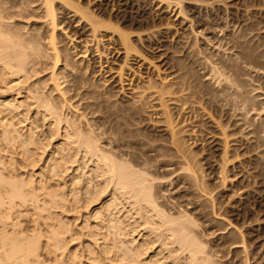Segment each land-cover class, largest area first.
I'll list each match as a JSON object with an SVG mask.
<instances>
[{"label":"rangeland","instance_id":"1","mask_svg":"<svg viewBox=\"0 0 264 264\" xmlns=\"http://www.w3.org/2000/svg\"><path fill=\"white\" fill-rule=\"evenodd\" d=\"M172 1H104L113 16L112 24L129 33L132 48L149 62L142 66L128 62L129 67L124 66L123 75L130 76L131 82L120 86L111 78V72L122 63V57L115 56L112 49L102 54L100 61L88 52L83 59H77L67 50L71 64L67 70L71 77L66 75L60 82L65 81L62 86L67 89L64 97L68 104L62 108L60 101L57 111L68 118L69 124L81 127L85 136H95L105 154L129 163L127 165L138 172L143 171L148 176V183L152 182V194L158 198L156 201L166 214L175 217L182 209L186 211L196 222V228H191L195 230L197 241L204 242L211 264H264V0H178L181 4L175 5L176 8ZM29 21L41 22L37 19ZM69 21L60 26L67 35L63 38L66 49L77 46L80 36L72 34L79 27ZM41 42L42 45L46 43ZM102 43L105 41L101 40ZM51 60L47 61L52 63ZM108 67L112 69L110 73ZM130 68L133 70L131 74ZM49 72L47 70L43 76ZM162 81H165L163 86L160 85ZM139 86H143L144 91ZM147 87L154 88L148 91ZM159 87L162 93L157 89ZM162 87L171 90H168L171 95L167 90L168 95L163 94L165 89ZM137 89L141 90L140 93L146 91L142 99L138 100L132 94ZM155 89L165 96L162 98L157 91V96L167 103L165 108L169 113L166 112L165 117L152 111L154 103L159 102L153 101L156 97L151 98L152 104L148 92L153 93ZM168 96H172L171 99L168 100ZM166 117L167 122L170 119L173 124L175 121L180 125L175 127L179 135L170 136L164 129ZM26 118L25 124L34 123L38 140L47 148L44 155L41 152L37 163L28 168H17V180L25 178L30 170L28 173L35 180L39 175L51 178V189L56 188L57 193L69 185L70 178L78 175L82 176L81 180L91 178L99 189L104 185L108 176L104 175L103 167L98 169L99 172H91L96 161L92 157L90 160L89 156L84 158L83 153L72 157L66 164L67 170L59 177H50L45 166L53 151L59 148L67 152L62 145L60 147L59 137H52L47 127L51 120L42 117L34 120L30 113ZM163 121L164 125H160ZM176 123L171 125L174 127ZM53 156L59 155L55 153ZM83 180L80 186L84 184ZM119 197V200L125 198ZM109 198L106 193L97 203ZM97 203L85 210L82 207L79 214L66 212L65 208H53L52 212H56L53 213L58 221H68L69 228L74 229L84 217L95 212L99 207ZM27 215L23 222L29 226L31 215ZM76 217H79L78 221H74ZM156 247L151 246L144 258L156 254L159 249ZM41 251L40 257L46 263L48 258L45 251ZM161 257L162 254H157L155 260ZM162 260L155 264H164Z\"/></svg>","mask_w":264,"mask_h":264},{"label":"bare ground","instance_id":"2","mask_svg":"<svg viewBox=\"0 0 264 264\" xmlns=\"http://www.w3.org/2000/svg\"><path fill=\"white\" fill-rule=\"evenodd\" d=\"M104 1L106 0H0V264H46L47 262L50 264H155V262L159 263L160 259H163L164 264H211L204 242H200V239L197 241L198 237L194 235L195 230H192L193 227L196 228V222L190 219L186 211L180 210L179 215L175 217L166 214V211H163L157 203L158 198L152 194V182L148 183V176L146 177L143 171L138 172L127 165L129 163L125 164L105 154L95 136H88L86 133L87 136H85L80 130L81 127L77 128L69 124L68 118L66 119L65 115L62 116L61 111V114L58 113L60 101H62V108L68 104L64 97L67 89L62 86L65 81L60 82L66 75L71 77L67 70L71 65L67 50L77 59L88 52V55L92 54L100 61L102 54L108 53L109 48L112 49L115 56L122 57V63L117 65L113 73L111 72V78L117 80L120 86L131 82V79H128L130 76L127 78L128 75H123L124 66L128 62H134L139 66L149 62L137 49L132 48L129 33L127 31L125 33L124 29L120 30V27L112 24L113 16L108 12ZM172 2L176 3L174 6L180 3L178 0ZM30 19L41 20V22L30 23ZM69 20L71 24L76 23L79 27L72 34L78 33L80 36L77 46L66 49L63 41L66 34L60 26ZM101 40H104L105 44H100ZM41 41L46 43L42 45ZM61 43L64 44L60 46ZM50 58L52 63L47 61ZM106 60L107 58L104 60L105 64L108 61ZM101 66L102 64L98 68L100 69ZM47 70L50 71L49 74L43 76ZM111 70L108 67L109 73ZM98 71L100 73V70ZM128 71L131 74L133 70ZM162 83L161 86L165 84V81ZM153 88L147 90L152 91ZM160 88L157 89L161 91ZM158 90L155 89L153 93L148 92L150 99L156 97L158 101L154 99L153 101L159 102L154 103L152 111L165 117L169 111L165 108L167 103L164 102L165 99L162 100V95L167 94L166 90L168 92L169 89L166 88L162 95ZM11 91L14 93L9 95ZM136 91L134 90L132 94L136 95L135 98L138 100L142 99L145 95L143 93L146 92ZM142 91H144L143 88ZM157 91L162 98L157 96ZM183 92L186 93V91ZM169 97L166 98L169 100ZM170 101L168 102L171 103ZM29 113L34 120L40 117L43 120L46 118L51 120L47 127L51 130L52 137L54 135L59 137L60 147L62 145L67 152L56 148L52 154L50 153V159L45 166L50 177H59L67 170L66 164L71 162L72 157L78 156L79 153L81 156L83 153L84 158L89 156L90 160L92 157L96 161L91 172L94 173L103 167L104 175L108 176L104 180L105 183L102 182L104 185L100 189L91 181V178L85 177L84 180L82 179L84 184L80 186L82 176L79 175L70 178L69 185L64 190L62 188L65 186L62 187L61 193H57L56 188L51 189L49 182L51 178L39 175L38 180H35L31 173H28L30 170L26 172V176L24 175L25 178L16 179L17 168H28L29 165L37 163L41 152L43 153L47 148L38 140L34 123L25 124ZM168 116L170 118L171 115ZM168 118H164L165 123ZM170 119L164 129L173 136L179 132H176V128L180 125L174 121L176 126L173 127L174 124ZM212 121L214 123V120ZM183 123L181 124L184 125ZM161 124L164 125V121ZM52 126L55 130L57 129L56 132H53ZM55 153L59 156L54 157ZM78 159L80 160V157ZM185 166L188 168L190 165L185 163ZM108 189L110 190L107 192ZM106 193L110 198L97 203ZM119 194L125 197L122 199L126 201L125 203L119 200L121 196ZM94 203L99 204V207L93 214L84 217L85 219L83 218L75 228L73 227L74 229L69 228L68 221L64 223L58 221L53 213L55 211L52 212L53 208V210L65 208L66 212L78 213L82 207L85 210ZM131 210H135V213ZM27 214L31 215H29L31 218L29 226L23 222ZM78 219L79 217H76L74 221ZM130 235H133L132 238H129ZM156 245V248H159L156 254L153 253L144 258L150 247ZM41 250L45 251L48 258L46 263L40 257ZM164 250L168 252V255L164 254ZM157 254H162L159 260H155ZM170 254L174 256L170 258ZM169 258L171 262L168 261Z\"/></svg>","mask_w":264,"mask_h":264}]
</instances>
